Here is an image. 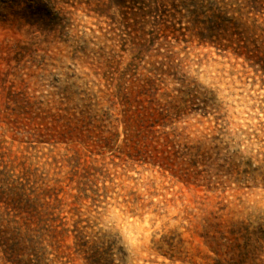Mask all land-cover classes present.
Masks as SVG:
<instances>
[{"label": "rangeland", "instance_id": "rangeland-1", "mask_svg": "<svg viewBox=\"0 0 264 264\" xmlns=\"http://www.w3.org/2000/svg\"><path fill=\"white\" fill-rule=\"evenodd\" d=\"M0 264H264V0H0Z\"/></svg>", "mask_w": 264, "mask_h": 264}]
</instances>
